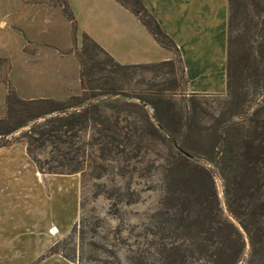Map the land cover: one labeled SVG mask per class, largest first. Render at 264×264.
Listing matches in <instances>:
<instances>
[{
  "label": "trees",
  "instance_id": "1",
  "mask_svg": "<svg viewBox=\"0 0 264 264\" xmlns=\"http://www.w3.org/2000/svg\"><path fill=\"white\" fill-rule=\"evenodd\" d=\"M22 1L59 8L76 29L68 0ZM114 1L136 16L159 46L173 52L174 59L121 65L82 34L77 53L81 93L55 101L17 97L6 79L9 62L0 58V83L6 89L0 148L19 132L40 173L72 175L88 169L96 180L107 175L128 180L109 195L118 203L126 199L125 206L139 200L137 193L130 192L129 182L150 180L157 172L161 195L149 224L131 225L138 233L120 241L126 242L124 253L87 243L89 261L264 264V0H228L226 94L218 96L223 99L220 113L210 126L202 124L207 114L199 105L189 106L184 114L174 102L175 94L170 92L179 89L175 79L155 82L159 74L174 77L179 64L186 84L172 39L141 0ZM144 71L154 72V78L138 74L137 79V72ZM205 95L193 94L200 99ZM155 142L164 147L161 153L152 151L159 164L148 159L149 144ZM195 159L217 171L225 211L213 174ZM84 233L79 231L82 245Z\"/></svg>",
  "mask_w": 264,
  "mask_h": 264
},
{
  "label": "rangeland",
  "instance_id": "2",
  "mask_svg": "<svg viewBox=\"0 0 264 264\" xmlns=\"http://www.w3.org/2000/svg\"><path fill=\"white\" fill-rule=\"evenodd\" d=\"M74 28V24L67 21L59 8L46 4H26L22 0H0V58L9 62L6 79L17 97L24 100L44 98L65 101L70 96L80 95L77 53L82 47V35L77 27ZM179 69V64H176L174 77L156 74L155 82L167 83L175 79L179 89L170 92L175 94L172 98L174 102L182 108L184 114L188 112L189 106L199 105L207 114L202 124L210 126L212 118H217L220 113L223 99L218 96L223 98L226 91L205 95L203 99L195 98L193 94L187 93ZM138 74L146 79L155 76L154 72H137V79L140 78ZM5 99L6 89L0 83V118L5 116ZM8 141L6 147L14 146L18 151L25 146L19 132L9 137ZM153 149L161 153L164 147L156 142L149 144L148 159L159 164V157L154 155ZM194 161L213 174L225 211L222 182L217 171L204 160ZM155 173L150 180L134 178L129 182L130 192L137 193L139 197L138 203L131 206L124 205L126 199L118 203L109 197L114 187H123L128 180L123 181L111 175L96 180L90 176L88 169L83 174L67 175L61 185L57 182L47 185L44 195L32 191L29 197L45 201L44 206L40 204L38 208H44L56 222L48 231L54 238L52 251L57 250L74 264H99L88 259L87 243L91 242L124 253L126 242L120 241H127L130 236L138 233V230L132 232L131 225H148L149 215L159 202L161 194L158 175ZM81 230L85 231L84 245L80 240ZM98 251L100 254L103 252Z\"/></svg>",
  "mask_w": 264,
  "mask_h": 264
},
{
  "label": "crops",
  "instance_id": "3",
  "mask_svg": "<svg viewBox=\"0 0 264 264\" xmlns=\"http://www.w3.org/2000/svg\"><path fill=\"white\" fill-rule=\"evenodd\" d=\"M160 29L177 46L186 91H226L228 0H141ZM77 30L86 34L121 65L155 64L174 59L158 45L138 18L114 0H68ZM125 60L120 59L122 57ZM67 175L43 174L29 159L25 146L0 148V264H74L52 254L56 225L45 201L29 197L59 185ZM66 181V180H65ZM56 232L54 231L53 234Z\"/></svg>",
  "mask_w": 264,
  "mask_h": 264
}]
</instances>
